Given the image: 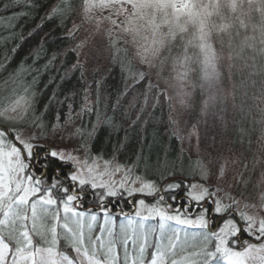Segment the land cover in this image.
<instances>
[{
  "label": "snow or ice",
  "instance_id": "obj_1",
  "mask_svg": "<svg viewBox=\"0 0 264 264\" xmlns=\"http://www.w3.org/2000/svg\"><path fill=\"white\" fill-rule=\"evenodd\" d=\"M13 7L20 10L0 16V44L13 45L11 57L5 51V70L26 40L24 25L16 22L38 4L37 0L4 4L5 10ZM77 14L80 25L74 24L70 35L88 24L101 49L123 52L128 59L132 83L126 84L123 96L144 85L143 93L129 101V111L139 107L132 126L149 106L153 109L149 118L156 108H166L168 139L175 138L181 145L177 159L182 161L184 141L196 137L192 175L203 183L169 180L177 175V168L175 161L168 166L167 153L163 167L159 157L151 165L150 157L141 151L133 166H113L104 160L101 169L96 161L102 157H91L90 146L80 159L39 143L47 140L46 132L31 130L44 127L31 116L41 77L59 55L48 57L41 44L9 73L0 89V264H264V215L260 214L264 212V169L253 181L260 163L256 157L251 168L243 163V171L237 172L245 154L231 148L225 152L212 132L226 131L229 117L233 124L237 116L240 122L251 117L253 125L262 126L257 140L264 142V0H81L79 4L60 0L41 19L64 20ZM85 47L83 41L75 46L78 58L86 55ZM133 58L143 66L134 73ZM83 67L79 59L73 65V69ZM249 89L256 91L250 96ZM54 99L55 93L49 101ZM119 107L118 99L114 109ZM71 110L69 104L65 123H71ZM104 123L119 128L114 118L105 117ZM52 127L56 130L58 125ZM96 131L93 125L88 136ZM76 134L83 139L80 129L70 135ZM69 162L74 166L65 172L61 165ZM140 162L146 171L152 167L158 173L157 180L133 174ZM182 169L183 162L180 175ZM122 170L119 182L112 179ZM137 183L139 187L132 186ZM182 186L187 189L185 197L201 205L194 218L187 206L174 209L168 203L177 199L174 194L166 198ZM250 186L258 190L255 201ZM124 193L151 197L154 203L139 199L134 213L121 210V218L107 198H121ZM209 201L211 210L206 206Z\"/></svg>",
  "mask_w": 264,
  "mask_h": 264
},
{
  "label": "trees",
  "instance_id": "obj_2",
  "mask_svg": "<svg viewBox=\"0 0 264 264\" xmlns=\"http://www.w3.org/2000/svg\"><path fill=\"white\" fill-rule=\"evenodd\" d=\"M8 2L9 0H0V16L5 18L11 15L12 12L20 10L16 7L5 10L4 4ZM76 2L79 4L81 0H76ZM58 3H60V0H37L38 7L28 17L16 22L18 25H24L26 40L21 45L15 58L11 60L10 64H7V70L2 66L6 63L4 61L5 51L7 50L9 57H11L10 49L13 45L4 46L0 44V89H3V82L8 79L9 73L17 67L20 61L27 57L33 48L43 44L48 57H51L53 53H59V55L49 71L41 77L37 91L35 113L31 116V119L38 118L44 127L33 129H38L39 132L45 131L47 134L52 129L53 124L61 123L67 118L70 114L69 104H71V113L81 112L79 124L83 139L80 134L79 142L84 149L86 146L91 147L89 155L101 156L104 160H115L122 165L133 166L134 163L139 161L138 153L142 151L146 158L150 157L151 165H155L159 157L161 167H163L165 153H167L168 166L171 167L172 162L175 161L177 168V175L169 177V180L186 181L187 184L195 180L196 176L192 175V169L196 166L197 157L184 150L182 161L177 159L181 145L175 138L171 141L168 139L170 133L166 130L168 117L166 108L163 110L156 108L154 115L149 118V114L153 112V109L149 106L142 114L141 121L132 126L131 122L136 120L139 107L137 106L129 111V101L137 93H143L144 85H141L134 92H129L126 98L123 96V93L127 91L126 84L130 85L132 83V80L128 78V59L123 52L116 54L114 50L101 49L97 43L98 37L93 32L92 26L88 24L82 25L79 30L70 35L69 32L73 29V25H80L78 14L64 20L58 17L41 19L46 12ZM33 29H35L33 35L29 37L27 34ZM82 41L86 42V47L83 49L86 55H81L78 58L74 49ZM103 50H105V56L103 57L105 61L100 58V56H103ZM114 55L117 57L116 59H113ZM77 59L84 65L83 69H73ZM28 63L31 64L32 61L29 60ZM137 64L133 58L131 62L133 73L137 71ZM256 79V89H258L260 87V77ZM256 89H249V95L251 96ZM54 93L55 99L50 102L49 98ZM97 96H99V103H97ZM66 97L67 99H65ZM86 97L91 103L84 106ZM118 99L120 100V107L114 109ZM140 100L143 101V95L140 96ZM57 101H63V103ZM45 105L49 106L45 108ZM84 108H92L93 111L90 113L82 111ZM57 114L60 116L59 121H57ZM105 117L114 118L119 125L118 130L106 125L104 123ZM145 121L147 122L145 123ZM93 125L97 126V131L94 136L89 137L88 133L92 131ZM237 126L238 124L233 125L236 139L239 136L246 135ZM248 126L250 128V123ZM248 126L241 128L246 130L247 134ZM181 162H183L184 175L179 174ZM68 165H61L64 167L65 172L69 170ZM133 174L143 175L149 180H157L158 178V173L152 167H149L147 171L145 170L143 162H140L139 166L134 168ZM167 182L169 181H161L160 183ZM186 190L182 186L175 193L166 194V198L173 194L177 197L175 201L168 199L172 207L180 203V205H183L182 202L184 201H190L185 197ZM131 197L133 198L135 195ZM107 199L111 201L110 208L113 209L115 215H121V210H131L132 199H130V196L124 195L121 198ZM89 200H91V196L86 199L85 206L88 205ZM148 201H150V197ZM193 204L191 203L190 206ZM196 205L195 210H200L199 204ZM207 207L211 208L210 203L207 204Z\"/></svg>",
  "mask_w": 264,
  "mask_h": 264
},
{
  "label": "rangeland",
  "instance_id": "obj_3",
  "mask_svg": "<svg viewBox=\"0 0 264 264\" xmlns=\"http://www.w3.org/2000/svg\"><path fill=\"white\" fill-rule=\"evenodd\" d=\"M108 15L107 12L104 13H99L97 12L96 15ZM115 18V17H114ZM120 19H123V17H121ZM105 43H107V41H105ZM103 56H100V58H102V60L105 61V59L103 58L105 56V50L102 51ZM138 64V67L136 68V70L142 69L143 66L139 64L138 61H136ZM90 101L88 99H85V103L84 106L90 105ZM261 107H264V105H261ZM168 112V111H167ZM69 114L67 116V118L61 122V123H56L58 125L56 130L52 129L50 130V132H48L46 134L47 136V140L46 141H39V143L44 144L45 147L48 148H52V149H63L66 152H71L73 155L77 156L80 159H83L85 156V149L82 148V145L79 142V136L80 134H76V135H70L71 133H75L77 131V129H80V124H79V120L81 117V112L80 111H76V112H72L71 113V123H65V121L68 119ZM249 119H252L251 117H249ZM245 120L243 122H240V117L237 116V123L238 124V128L241 130L242 127L244 126H248L250 123V128L247 131L248 134H246L245 136L242 137L239 136L237 139L234 137V132L235 129L233 128V124L231 117H229V123H228V128L226 131H221L219 128L212 130V132H214L216 134V139L218 143H223V150H226L228 148L233 149L237 154L243 152L245 154V160L242 161L240 164L236 165V170L237 172L243 171V163H247L249 165V168L252 167V164L255 162V158L259 157L260 159V163L257 165L256 168V173L253 176V181H255V179L259 176V172L264 169V142H258L257 138L261 135V125H253V123L251 122V120ZM242 124V126L239 127V125ZM33 132L39 133L38 129H31ZM188 129H185V135L187 134ZM212 132H210L209 134L211 135ZM201 136L203 138L204 136V126L201 125ZM245 137V138H244ZM249 137L251 138V147L249 148L248 145V140ZM195 144H196V137L193 136L191 137V139H186L183 143V148L184 150H186L190 155H193L195 157H197V152L195 150ZM227 154V153H226ZM91 156V155H90ZM91 157H96V155H92ZM197 160V159H196ZM112 161L113 166H115V164H120L119 162L115 161V160H109ZM97 164L100 165L101 169L103 168V164H104V159H99L96 161ZM69 165L67 167H69V170H71L73 168V164L72 162L68 163ZM122 165V164H120ZM68 170V171H69ZM248 173L245 172V176H247ZM123 177V170L120 173H117L115 176L112 177V179L116 180L117 182H119ZM105 179H107V177H105ZM215 182V178H213V183ZM192 183H203V181H201L199 179L198 176H196L195 180H192L189 184ZM133 187H139V184H135L132 185ZM98 191H102V190H98ZM233 191H235L233 189ZM258 190L253 189L251 186L248 189V192L252 193L251 199L253 201H255L256 198V192ZM124 195H127V193H124ZM136 198V200H135ZM146 199V203H154V200L150 197V201H148L149 197L145 198L139 194H136L135 197H131V210H124L122 211V213H134V209H135V202L138 201L139 199ZM187 200H190L187 198ZM169 203V202H168ZM183 206H187L189 208V210L192 212L193 218L195 216V214L199 211V210H195V207L197 206L196 203L194 201H184L182 202ZM193 204L192 206H190V204ZM203 203V202H201ZM210 203L211 208L213 207L211 201L208 202V204ZM181 204V203H180ZM180 204H176L173 208H179L182 205ZM191 208H190V207ZM201 207V205H199ZM207 206V205H206ZM193 207V208H192ZM210 208V210H211ZM261 215H264V212L260 213ZM122 218V217H121ZM151 223H158L157 221H151ZM216 223H220V220L218 218H216ZM189 232H193V231H197L196 229H188Z\"/></svg>",
  "mask_w": 264,
  "mask_h": 264
}]
</instances>
